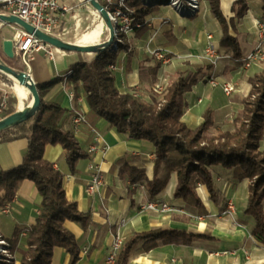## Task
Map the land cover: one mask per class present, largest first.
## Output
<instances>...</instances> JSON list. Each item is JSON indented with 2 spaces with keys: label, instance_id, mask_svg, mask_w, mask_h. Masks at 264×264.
<instances>
[{
  "label": "crops",
  "instance_id": "crops-1",
  "mask_svg": "<svg viewBox=\"0 0 264 264\" xmlns=\"http://www.w3.org/2000/svg\"><path fill=\"white\" fill-rule=\"evenodd\" d=\"M59 1L69 9L68 12H62V26L70 37L69 43L78 44L79 38L103 23L100 18L97 19L94 16V9L87 0ZM236 1L221 0L223 13L228 20L234 17L232 6ZM247 4L248 11L238 22L235 34L239 39L243 56L248 53L245 52L244 45L251 46L253 50L259 42L255 26L256 19L264 20L262 0H247ZM157 6H159L157 14L145 17L148 24H145L144 28H134L127 37L129 50L117 51L115 70L112 73L116 87L121 93L136 90L142 99L150 102L154 86L157 83L168 86L174 78L172 75L175 76L179 68L189 63L193 66L191 70L204 67L202 63L207 59L204 53L208 45V35H212L220 55L217 64L222 65L221 59L229 58L227 66L231 70L225 72V66H222L219 70L222 75L218 79L234 82L236 77L239 80L238 74L243 67L242 63L233 61L229 50L220 48L222 29L212 15L207 0H202L200 11L189 18L179 16L167 5L158 4ZM105 32L107 34L108 29L104 23L101 35ZM13 34L12 28L0 25V62L7 58L4 54L3 42L10 39ZM108 38L109 33L108 37L99 40L97 44L107 41ZM148 49L165 50L171 57L170 62L162 64L154 60ZM96 57L94 53H68L55 50L50 55L44 50H37L28 58L27 65L22 64L26 67L25 72H30L37 85L60 79L44 100L59 104L68 111L64 120V129L74 130L82 150L91 154L90 158L80 160L77 173L71 174L66 150L62 146L48 145L44 153L45 159L64 175L63 186L68 200L76 203L80 212L91 215V224L87 228L72 221L65 223V228L75 236L81 250L77 264H105L118 233L128 240L135 233L154 229H180L194 235H208L212 239L195 240L190 245H160L148 252L143 250L142 244H139L133 250L128 264H264V245L252 235L256 227L255 220L245 213L249 182L238 180L232 170L221 166L211 169L215 188L224 195L226 201H229L228 204H233V211H230L228 207L223 210L222 206H216L210 200L204 183L197 175H194L192 183L196 186L198 197L205 206L204 211L192 208L182 199L175 198L178 184L176 173L170 175L166 188L159 195L155 198L150 197L147 181H152L154 178L156 158L154 145L145 140L129 139L127 135L113 128L106 119L94 121L89 114L90 108L86 94L83 91L76 93L70 82L74 66L82 61L91 62ZM197 65L198 67H195ZM156 66H159L156 72V84L150 86L141 83V68L147 70L154 69ZM263 67L264 61L261 59L252 66L253 73L247 76L244 83L247 86L246 93L242 98H236L229 103H221L214 97L208 99L203 97L201 93L203 81L199 82L186 96L187 108L182 120L188 127L194 129L202 124L204 112L210 108L215 114L213 131H233L234 120L243 109L242 100L251 90L249 79L262 71ZM73 91L74 97H72ZM4 95L8 96L9 100L15 96L16 111L20 109V101L13 87L0 77V103ZM199 99L202 100L201 103L198 102ZM207 102H211V107L205 106ZM78 112L87 116V122L80 124L75 131L73 117ZM31 123L32 120L26 127ZM14 130L17 131L18 128ZM12 133L13 129L3 135L12 136ZM92 146L97 148L93 153L90 152ZM105 146L108 149L103 151ZM27 147L28 142L24 139L1 143L0 171H8L20 166ZM261 149H264V138L261 141ZM92 163L101 164L104 174V184L94 194H90L87 190L92 178L90 169ZM125 167L143 170L146 179L138 184L130 183L127 173L124 172ZM199 189L204 191L206 200L199 194ZM154 200L166 202L172 210L158 214L141 209L142 204ZM209 203L213 205V208L209 206ZM41 205L42 197L35 184L30 180H24L14 201L0 209V236L10 239L16 229L23 230L34 225ZM199 212L204 214L200 216ZM18 248L21 251L27 250L24 235ZM149 254L152 256L149 257ZM12 259L14 264H21V253H15ZM70 260L71 256L64 248L54 249L52 264H70Z\"/></svg>",
  "mask_w": 264,
  "mask_h": 264
},
{
  "label": "trees",
  "instance_id": "trees-1",
  "mask_svg": "<svg viewBox=\"0 0 264 264\" xmlns=\"http://www.w3.org/2000/svg\"><path fill=\"white\" fill-rule=\"evenodd\" d=\"M122 9L140 28L145 27V17L157 14L159 7L148 6L142 0H121ZM214 18L222 29L219 46L231 52L232 60L242 63V49L237 33L238 22L248 11L247 0H237L232 6L233 18L224 15L221 0H207ZM264 6V0H262ZM137 29V28H135ZM124 44L119 49L129 50L127 37L122 35ZM71 53V52H68ZM117 60V51L112 47L102 49L91 62L82 61L73 67L70 82L76 93L86 94L90 108V117L94 121L106 119L119 133L129 139L145 140L155 147L154 178L147 181V191L151 198L159 195L167 186L170 175L177 174L178 184L175 198L182 199L192 208L205 210L198 197L196 186L192 183L197 175L216 206L225 210L228 203L223 194L216 188L212 175V167L221 166L232 170L240 181L248 180V203L245 213L256 223L253 237L264 245V150L261 141L264 138V67L249 79L251 90L242 100L243 109L234 120L233 131H217L215 114L207 108L203 122L192 129L182 120L187 108L186 96L193 88L207 77L203 68L190 71H177L163 95L152 91L150 102L135 97L131 92L121 93L115 84V78L109 65ZM3 63L17 72H24L25 66L19 70L10 59ZM154 69L140 70V81L154 86L156 72ZM213 67H209L211 69ZM0 77L13 85L8 76L0 72ZM60 82L57 78L37 88L41 97V108L32 119L31 125L22 131L13 129L12 136L0 135V144L8 141L24 139L28 142L20 166L8 171H0V209L16 198L17 191L24 180L32 181L40 196L42 205L34 225L23 230L16 229L12 238H3L7 243L10 257L1 255L0 264H14L12 256L20 252L21 264H52L54 249L64 248L71 256L70 264L80 260V247L75 236L65 228L67 221L79 223L83 228L91 224V215L82 213L78 205L68 200L63 186L64 175L44 157L48 145H60L66 150V159L71 174L77 173L80 160L91 157L84 152L75 137L74 130L64 129V120L68 111L44 97ZM136 91V90H134ZM16 97L9 100L8 110L4 117L16 112ZM130 183L138 184L146 179L143 170L125 167ZM26 237L27 250L18 248L20 240ZM208 235H194L180 229H154L148 232L135 233L126 240L116 257L115 264H128L133 250L143 245L148 252L160 245H190L195 240H210Z\"/></svg>",
  "mask_w": 264,
  "mask_h": 264
},
{
  "label": "built area",
  "instance_id": "built-area-1",
  "mask_svg": "<svg viewBox=\"0 0 264 264\" xmlns=\"http://www.w3.org/2000/svg\"><path fill=\"white\" fill-rule=\"evenodd\" d=\"M100 1L109 13V17L114 26V32L116 40L114 43L113 49L118 51L120 45L124 44L122 35L128 37L134 30V28H139L140 25L135 23V20L131 18L125 11L122 9L121 0H98ZM146 2H152L154 5L161 4L167 5L171 10L176 14L182 17H193L195 16L201 8L202 0H146ZM0 15L5 16H17L25 23L34 27L36 30L49 35L53 38L60 39L64 41V32L62 29V12H68L69 9L66 6L62 5L59 0H0ZM145 24H148L145 21ZM2 27H10L13 29L14 34L10 38L13 43V50L15 56L18 57L21 55L24 64H28V58L33 55L37 50H44L48 54L52 53L56 49L55 47L44 43L36 35L27 32L23 27H20L16 24H7L1 23ZM151 26V25H149ZM255 26L257 28L259 42L256 47L244 55L241 59L242 66L244 68H249L253 66L260 59H264V20L256 19ZM208 45L205 49L204 55L207 58L213 59L215 64L220 60V55L218 54V49L216 48L212 35L207 36ZM148 52L152 58L162 64H168L170 62V55L163 49H148ZM109 70L114 71L115 66L109 65ZM10 78V77H9ZM11 79V78H10ZM203 82H206L211 88L220 87L224 94L227 96L231 95L235 91L234 82L232 81H219L218 78H205ZM167 86L163 83H157L153 92L161 96L166 91ZM135 97H140L137 91L131 92ZM74 91L72 92V97H74ZM8 96L4 95L3 100L0 103V120L4 119V114L8 110L9 102ZM199 103L202 102L201 99L198 100ZM87 122V116L84 113L78 112L73 117V124L75 125V131L77 127ZM28 123L21 125L23 130L27 129ZM18 128V127H17ZM75 133V132H74ZM108 149L105 146L102 150L106 151ZM97 150L96 147L92 146L90 152L93 153ZM92 170L91 182L88 185V192L90 194L96 193L100 187L104 184V174L102 172V165L99 163H92L90 165ZM8 205V204H7ZM6 207V206H5ZM141 209L145 211H150L158 214H163L172 210V208L164 201L154 200L149 201L146 204H142ZM228 208L230 211H233V204L229 203ZM24 235V234H23ZM126 238L118 233L113 241L112 248L107 256L105 264H115L116 257L121 251ZM10 257V254L7 250V243L0 236V256Z\"/></svg>",
  "mask_w": 264,
  "mask_h": 264
},
{
  "label": "water",
  "instance_id": "water-1",
  "mask_svg": "<svg viewBox=\"0 0 264 264\" xmlns=\"http://www.w3.org/2000/svg\"><path fill=\"white\" fill-rule=\"evenodd\" d=\"M88 3L96 11L99 17L104 21L107 26L109 38L107 41L100 43V44H93V45H78V44H71L66 41L53 38L49 35H46L34 27L30 26L29 24L22 21L17 16H5L0 15V24L7 23V24H16L20 27H23L27 32L36 35L41 41L47 43L56 49L63 51V52H71V53H94L96 56L99 55V51L102 49H106L109 47H114V43L116 40L114 26L110 20L109 13L105 6L98 0H87ZM144 4L148 6L154 5L152 2H146V0H142ZM151 1V0H149ZM3 50L4 54L9 59L15 58V53L13 50V43L10 39L4 40L3 42ZM0 72L5 74L8 77H12L16 79L22 86L26 87L30 91L31 102L24 106L23 108L18 109L15 113L5 117L4 119L0 120V135L11 130L17 128L21 125L28 123L32 120L36 114L40 111L41 108V97L37 88V84L34 82L30 72H17L11 67L0 63ZM14 82V80H12ZM1 260V257H0Z\"/></svg>",
  "mask_w": 264,
  "mask_h": 264
},
{
  "label": "rangeland",
  "instance_id": "rangeland-1",
  "mask_svg": "<svg viewBox=\"0 0 264 264\" xmlns=\"http://www.w3.org/2000/svg\"><path fill=\"white\" fill-rule=\"evenodd\" d=\"M100 20H102V19L100 18ZM102 22H103L102 24H104V21L103 20H102ZM91 31H92V29L89 30V32H91ZM63 32H64V35H63L64 36V41H66V42L69 43L68 38H70V37L68 36V34H66V31L64 30V28H63ZM106 36L108 37V32H107V34L105 32V34L101 35L100 38H99V40L105 39ZM7 58L5 57V59H7ZM10 60L15 65V69L16 70H19V68L23 64V60L21 58V55L18 56V57L15 56V58L13 60L12 59H10ZM221 60H222V65H220V64H217L216 65L215 62L213 61V59H210V58H207V59L204 60V62L202 63L204 65V67H202V68H203V70H205V72H206L205 74L207 75V77H211V78H219V77H221L222 74L219 73V70L222 68V66H225L224 67L225 72L231 70V68H229L227 66L229 58H226L225 57V58H223ZM261 61H264V60L261 59ZM210 66L213 67V68L208 69ZM191 67H193V66L190 65V63H189V65H187V66L185 65L184 67H181L178 70L179 71H185V72H187V71L191 70ZM195 67H198V65L195 66ZM224 70H223V72H224ZM252 73H253L252 72V66L249 67V68L242 67V69H240V73L238 74L239 80H237L236 77L234 79L235 91H234V93H232L229 96H227L226 94H224V92L222 91V89L220 87L211 88L206 82H203L201 84L202 85L201 86L202 96L203 97H206L207 99L208 98H213V97L214 98H217V100L220 101L221 103H229V102H233L234 100H236V98H240V97L242 98V96H244L243 94L246 93L245 88L247 87L246 84H244V83L246 82L247 76H250ZM173 77H174V75H172V78ZM7 78H8V80H10L9 77H7ZM219 81H222V80L220 79ZM238 102L241 103V101H238ZM205 106H210L211 107V102H207V104H205ZM212 132L213 133H216V131H212ZM262 150H264V149H262ZM193 178H194V176H193ZM228 202L229 201H227V203ZM192 213L194 214L195 212L192 211ZM199 214L201 216V214H204V212L203 213L202 212H199ZM194 220H198V218H194Z\"/></svg>",
  "mask_w": 264,
  "mask_h": 264
},
{
  "label": "bare ground",
  "instance_id": "bare-ground-1",
  "mask_svg": "<svg viewBox=\"0 0 264 264\" xmlns=\"http://www.w3.org/2000/svg\"><path fill=\"white\" fill-rule=\"evenodd\" d=\"M94 13H95L94 16L97 19H99L100 17L98 15V13L96 11H94ZM101 34H102V25L99 24L97 27H94L91 32H88L84 36L79 38V40L77 42H78V44L85 45V46L97 44ZM244 50H245V52L249 53L252 51V47L249 45H244ZM11 80H14V82H13L14 84L12 85L13 91H14L15 95L19 98V101H20L19 108H23L24 106H26L27 104H29L31 102L30 91L26 87L22 86L16 79L11 77ZM199 194L202 196V198L204 200H206L205 193L202 189H199ZM209 206L211 208H213V205L210 203H209ZM148 256L151 257L152 254H149Z\"/></svg>",
  "mask_w": 264,
  "mask_h": 264
}]
</instances>
